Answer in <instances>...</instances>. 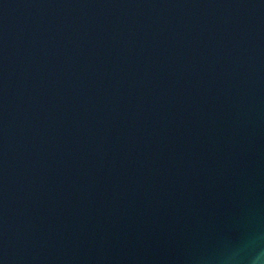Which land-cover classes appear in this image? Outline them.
<instances>
[{
  "label": "water",
  "instance_id": "1",
  "mask_svg": "<svg viewBox=\"0 0 264 264\" xmlns=\"http://www.w3.org/2000/svg\"><path fill=\"white\" fill-rule=\"evenodd\" d=\"M264 255V0H0V264Z\"/></svg>",
  "mask_w": 264,
  "mask_h": 264
},
{
  "label": "clouds",
  "instance_id": "2",
  "mask_svg": "<svg viewBox=\"0 0 264 264\" xmlns=\"http://www.w3.org/2000/svg\"><path fill=\"white\" fill-rule=\"evenodd\" d=\"M233 264L234 259L232 258ZM250 264H264V255H258L250 260Z\"/></svg>",
  "mask_w": 264,
  "mask_h": 264
}]
</instances>
